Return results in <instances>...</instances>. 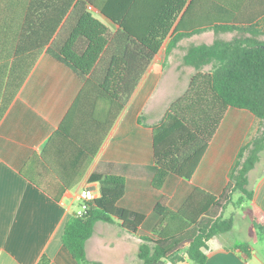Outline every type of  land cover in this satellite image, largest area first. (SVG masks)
I'll use <instances>...</instances> for the list:
<instances>
[{"label": "crops", "instance_id": "0c3cea01", "mask_svg": "<svg viewBox=\"0 0 264 264\" xmlns=\"http://www.w3.org/2000/svg\"><path fill=\"white\" fill-rule=\"evenodd\" d=\"M78 1L0 0V43L39 42L48 47ZM109 1L90 0L86 9L112 34H120L118 26L101 13ZM135 1V12L125 23L141 27L145 17L139 14L138 5L145 0ZM125 2L118 0L119 6ZM231 22L243 29L256 22L255 31L212 29L215 24ZM173 28L203 31L181 39L168 57L178 51L183 57L188 48L211 45L214 40L264 42V0H187ZM169 41L170 37L122 107L101 93L97 72L82 82L45 50L24 56L31 60L30 69L15 83L14 96L0 117V264H38L42 257L49 264H78L61 238L65 223L78 207V193L89 188L99 196L98 183L90 180L94 175L124 177V195L117 207L144 216L136 235L118 221L97 223L85 248L87 261L94 264H139L140 238L156 239L154 231L161 220L155 213L157 204L177 213L195 190L212 197L222 194L241 146L259 126L244 110L226 111L191 180L169 176L162 189L151 186V128L184 93L195 73L185 70L182 79L183 71L157 70ZM263 155L264 150L259 162ZM248 190L252 199L240 203H246L251 214L248 240L234 241L244 219L238 222L229 217L232 229L206 243L204 264H264V164L253 184L249 180ZM175 264L193 263L185 258Z\"/></svg>", "mask_w": 264, "mask_h": 264}, {"label": "trees", "instance_id": "16d2710c", "mask_svg": "<svg viewBox=\"0 0 264 264\" xmlns=\"http://www.w3.org/2000/svg\"><path fill=\"white\" fill-rule=\"evenodd\" d=\"M186 1L145 0L138 5L139 14L145 17L144 25L133 27L125 22L134 14L136 1L126 0L119 6L118 0H110L101 13L121 30L120 34H112L87 11L90 0H79L67 24L48 47L39 42L0 43V117L14 96L15 83L21 82L30 69L31 60L24 56L44 50L82 82L97 72L101 93L121 107L126 105L168 37L166 56L181 39L203 31L202 28L190 31L173 28ZM256 22L247 24L246 29L236 27L235 22L215 24L212 29L214 32H253ZM182 59L195 73L184 93L151 128L154 190L162 189L169 176L192 179L229 108L249 112L258 120L259 127L250 141L241 146L228 174V185L219 197L195 190L177 213L170 212L161 203L155 206V213L161 218L154 231L156 239L140 238L139 264L159 261L175 264L185 258L193 264H204L202 251L206 243L233 227L232 218H223L232 196H241L239 204L252 199L248 175L264 150V42L244 38L214 40L211 45L188 48ZM207 65L211 69L203 72ZM90 180L98 183L99 196L88 203L81 217L73 215L65 223L61 238L63 247L78 264H94L87 261L85 248L97 223L118 221L123 229L136 235L144 221V216L117 207L124 195V177L94 175ZM169 227L173 228L170 232ZM38 264H49V261L42 257Z\"/></svg>", "mask_w": 264, "mask_h": 264}, {"label": "rangeland", "instance_id": "374dc122", "mask_svg": "<svg viewBox=\"0 0 264 264\" xmlns=\"http://www.w3.org/2000/svg\"><path fill=\"white\" fill-rule=\"evenodd\" d=\"M239 35H242L241 33H238ZM181 51L173 52L171 56H166L165 51H163L162 55L160 56V69L157 70H165V73L169 70H179L178 72L181 73L183 71L182 79L185 78V70L193 71V68L189 69L187 66L183 64V57H181ZM211 69V65H207L203 68V72H207ZM180 92V91H179ZM178 95L176 93L174 96ZM259 127V126H258ZM262 164H264V155L261 158V161L259 164L256 165L254 170L249 175L250 185L253 184V181L256 179L259 170L261 169ZM239 195V194H238ZM237 194L234 196L233 201L234 203L229 206L224 212L223 215L225 218L232 217L235 221L240 222V218H242L243 221L240 224V228L238 229V232L236 233L234 237V241L241 242L243 240H248V237L250 236V212H248V207L246 203L243 205L237 203V200L239 199V196ZM241 205V206H239ZM261 224V223H260ZM249 231V232H248Z\"/></svg>", "mask_w": 264, "mask_h": 264}, {"label": "built area", "instance_id": "2783aa9c", "mask_svg": "<svg viewBox=\"0 0 264 264\" xmlns=\"http://www.w3.org/2000/svg\"><path fill=\"white\" fill-rule=\"evenodd\" d=\"M88 9L90 10L91 8ZM96 198H97L96 192H94L92 189L89 188L82 189L77 195V201L79 204L74 215L77 217H81L84 214L85 210L87 209L88 203H90Z\"/></svg>", "mask_w": 264, "mask_h": 264}, {"label": "water", "instance_id": "95a60500", "mask_svg": "<svg viewBox=\"0 0 264 264\" xmlns=\"http://www.w3.org/2000/svg\"><path fill=\"white\" fill-rule=\"evenodd\" d=\"M156 264H164V261H159V262L156 263Z\"/></svg>", "mask_w": 264, "mask_h": 264}]
</instances>
